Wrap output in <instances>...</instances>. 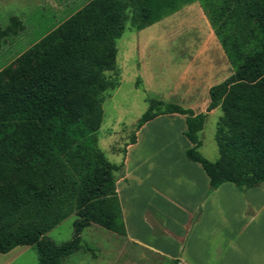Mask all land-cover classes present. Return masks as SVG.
<instances>
[{
  "label": "trees",
  "instance_id": "trees-1",
  "mask_svg": "<svg viewBox=\"0 0 264 264\" xmlns=\"http://www.w3.org/2000/svg\"><path fill=\"white\" fill-rule=\"evenodd\" d=\"M195 1L232 73L210 87L204 112L148 97L136 128L184 115L185 156L209 177L208 192L225 181L241 190L264 182V0H89L0 70V253L34 246L37 264H63L91 224L126 235L115 187L122 163L109 161L97 138L104 94L118 85L106 72L116 70L126 27L139 31ZM17 27L12 16L3 32ZM217 107L212 161L198 150L199 132ZM73 213L72 237L55 243L47 233Z\"/></svg>",
  "mask_w": 264,
  "mask_h": 264
},
{
  "label": "crops",
  "instance_id": "crops-1",
  "mask_svg": "<svg viewBox=\"0 0 264 264\" xmlns=\"http://www.w3.org/2000/svg\"><path fill=\"white\" fill-rule=\"evenodd\" d=\"M54 1L58 6L55 13H60L64 20L89 0ZM189 14H194L205 29L202 40L183 51L169 43L167 49H171V56L163 60L167 67L155 58H152L155 62L148 63L139 56V73L146 90L199 113L209 105L210 87L232 73L200 4L197 1L187 4L137 31L140 39L136 41V48L140 55H145L150 46L145 37L147 34L163 31L173 37L174 28L169 24ZM160 24L163 26H158ZM179 34L177 31L175 38H179ZM174 65L178 70L172 76ZM162 115L177 117L178 113ZM181 116L177 118H184L185 122L184 115ZM140 128L135 130V142L126 144L121 162L116 163H122L121 170L115 172V187L126 228V235H120L123 248L138 253L144 261L155 255L174 264H264V182L241 190L234 183L225 181L208 192L209 177L200 163L191 162L185 156V150L192 146L183 134L185 125L184 129H179L177 141L172 144L177 152L172 159L170 157L182 167L178 172L180 177L165 179L162 187L160 176L154 175L162 163L156 161L155 164L135 153L142 137L149 133L153 135V129Z\"/></svg>",
  "mask_w": 264,
  "mask_h": 264
},
{
  "label": "rangeland",
  "instance_id": "rangeland-1",
  "mask_svg": "<svg viewBox=\"0 0 264 264\" xmlns=\"http://www.w3.org/2000/svg\"><path fill=\"white\" fill-rule=\"evenodd\" d=\"M57 7L54 0H0V70L11 64L19 54L63 19L60 13H55ZM12 16L20 19L23 28L17 27L16 33L6 34L3 30ZM169 25L174 28L173 37L167 36L163 31L145 36L150 41L145 55L144 53L140 55L136 48V41L140 39L136 30L126 27L117 39L116 70L107 71L106 76L116 81L118 85L114 89H108L104 94L103 117L97 130L98 146L111 162H121L125 146L133 137L137 122L148 107L147 98L151 96L161 99L143 87L139 73L140 57L141 60L145 58L148 63L155 58L160 65L164 64L167 67L163 60L171 56V49H167L169 43L174 45L175 49L183 51V48L197 45L202 40L205 30L194 14L179 17ZM177 31L180 32L179 38H175ZM154 39L160 43L154 42ZM166 41L168 42L165 45ZM178 64L181 65L182 60ZM158 68L159 66H156V69ZM152 69L155 70V67ZM177 70L178 66L171 67L172 76ZM221 114L219 107L208 113L204 126L199 132L201 146L198 150L205 158L212 161L218 158L214 134ZM177 117L183 116L178 114ZM177 117L159 115L143 125L140 129H153V135L149 133L143 136L135 150V153H139L140 157L148 158L150 162L162 163L158 172L154 171V175L160 176L162 187L165 179H176L182 168L179 163L171 160L172 155L177 152L172 144L177 141L179 129L185 127L184 118L181 120ZM135 157L139 156L135 155ZM168 158L172 163L167 160ZM75 218L74 213L69 215L52 228L47 236L55 243L69 240L73 235ZM81 236L82 248L66 256L63 264H174L155 255L149 256L151 259L144 261L138 253L123 248V239L120 235L96 224L86 227ZM131 248L136 249L132 245ZM0 264H37L36 249L34 246L23 245L12 252L0 253Z\"/></svg>",
  "mask_w": 264,
  "mask_h": 264
}]
</instances>
